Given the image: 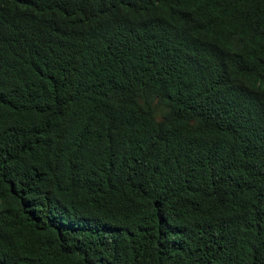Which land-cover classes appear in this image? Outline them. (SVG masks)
Returning a JSON list of instances; mask_svg holds the SVG:
<instances>
[{"label":"trees","instance_id":"1","mask_svg":"<svg viewBox=\"0 0 264 264\" xmlns=\"http://www.w3.org/2000/svg\"><path fill=\"white\" fill-rule=\"evenodd\" d=\"M0 264H264V0H0Z\"/></svg>","mask_w":264,"mask_h":264}]
</instances>
